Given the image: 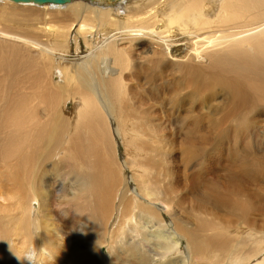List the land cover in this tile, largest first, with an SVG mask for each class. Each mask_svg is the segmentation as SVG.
Masks as SVG:
<instances>
[{
	"label": "bare ground",
	"instance_id": "bare-ground-1",
	"mask_svg": "<svg viewBox=\"0 0 264 264\" xmlns=\"http://www.w3.org/2000/svg\"><path fill=\"white\" fill-rule=\"evenodd\" d=\"M0 6L22 13L25 23L17 34L7 24L0 28L4 264H75L62 260L70 257L63 250L99 242L87 233L107 234L111 218L115 243H129L142 259L135 262L180 264L168 258L183 240L191 253L198 241L228 251L222 264H264V236L250 228L251 216L264 220V0H0ZM14 16L0 11L3 22ZM173 124L190 135L186 143L196 156L235 138L223 174L234 200L214 190L195 203L213 215L230 208L231 219L197 218L195 232L178 229L183 220L170 212L166 161L172 144L163 134ZM241 137L248 143L243 150ZM118 138L127 149L120 161ZM245 183L257 191L244 190ZM20 254L27 255L18 260Z\"/></svg>",
	"mask_w": 264,
	"mask_h": 264
},
{
	"label": "rangeland",
	"instance_id": "rangeland-1",
	"mask_svg": "<svg viewBox=\"0 0 264 264\" xmlns=\"http://www.w3.org/2000/svg\"><path fill=\"white\" fill-rule=\"evenodd\" d=\"M1 5H3V4H1ZM4 8L7 10L5 11ZM0 11L2 13L3 12L15 13V16H14L15 19L13 18L12 21L10 19H6V20H4V22L0 20L1 21L0 22L1 23L0 24L1 29H4V28L6 29V27H7V29L9 31L11 30L14 34H17L19 31L24 29L23 26H25L24 25L25 23L21 18L22 13H20L17 10L11 9V7H3V6H0ZM3 24H5V25L7 24L6 27ZM16 24H17V26H16ZM81 48H83L82 44H81ZM182 50H183V47H181L180 49H177L176 51L179 52ZM67 56H68L67 61H73L76 59V55L72 51H70V53ZM183 100H185L187 103L186 99H183ZM183 115L187 116V114L185 115L184 111H183ZM163 120H165V118H163ZM231 123L232 122H230L228 124V127ZM172 126L174 127V130H172V132H170L171 130L170 131L167 130V132H164L163 134L168 135V141L170 140L169 143H170V145L172 144L171 148H169V143L167 145V147L171 150V153L166 158V161L168 162L167 167H169V170L171 171L170 186H171V189L174 190V193L173 192L171 193V199H173V201H171L169 199V201H171L170 202V212H171V215L173 214L175 216V219L180 218L181 220H183V223H178V229H180V231H182V232H185V231H187L188 233H189V231L195 232L196 228H197L195 225L197 218H207V219L209 218V219H212V220L217 221V222H218V220H229V219H231L232 214H229L230 208H227L226 211L225 210L220 211L219 213L213 215L210 212L207 213V211H206L207 209H198L195 206V203H196V201L199 200L200 196L204 197L207 194H210L211 191H214V190H218L219 193H223V194L225 193L226 196H228V197H230V199L232 198L234 200V198H235L234 191L230 190L231 187H230L229 183L225 182L226 177L223 174H227V171H225L228 168V159L227 158L232 156V154H233V152H232L233 151L232 139L235 140V138L234 137L232 138V136H229L227 138L229 140V142L231 143V144H229V146H231V147L228 146L227 148L221 149L220 145L218 146V144H212L211 143V144H209V146L207 145V146L203 147V148H205V151H202L203 152L202 155L196 156L192 152V151H194L193 150L194 147H191L189 144H187L188 142L186 143V141H188V140H187V138H185V136L188 137L190 135H186L184 130H183V132H182V130H179L178 127L176 126V124H173ZM177 130H179V131H177ZM168 131H169V133H168ZM175 131H177V132H175ZM179 132H182V133H179ZM174 133H175V135H174ZM244 136L245 135L242 134V137H244ZM195 137H198V135H195ZM242 137L238 139V142L241 141V145H240L241 147L240 148L243 150L244 149L243 145L246 143L244 141H247V140H245ZM247 144H245V145H247ZM259 145H260V147H262L261 146L262 143H259L257 141L258 148H259ZM115 147H116L115 155H116V157H118V160L120 161L121 158L125 157V153L127 151L126 147L123 144V140L118 138V140H116L114 142V148ZM195 148H197V147H195ZM200 149L199 148L195 149V152L198 153V150H200ZM218 151H219V153H218ZM228 152H229V154L231 152L232 153L229 155ZM127 153H130V152H127ZM156 162L161 164L160 158H157ZM225 167H227V168H225ZM127 174H128L127 170H122L123 176H127ZM198 185H199V187H197ZM243 186H245V187H243L244 190H249V189L251 190L252 189L254 192L257 191V188L255 186H252L251 183H245V184H243ZM235 189H237V188H235ZM261 192H263V191H261ZM51 202H52L51 203L52 209L55 212L60 211L61 207H58L56 205L55 200L53 199V200H51ZM252 215H255V213ZM251 217H253V218L250 220V222H251L250 224L254 223V227L250 226V228H253L252 230L254 232V235L256 234V236H261V235L264 236V227H263L264 226V223H263L264 220H263L262 216L260 217L259 215H257V217L256 216H251ZM168 218L169 217H167V220H168ZM112 219L113 218H111V220ZM175 219L173 220V222L175 221ZM111 220L107 219V223L105 224V226L107 227V234L103 233L104 229H102V228L97 229V230L94 229L93 232L87 233L88 236L94 235V238H96L95 235H97L100 239L99 242H96L93 244L91 241L88 240V242L81 241L78 245L74 244L73 245L74 247L69 246V247H67V249H64L63 251L65 253H68L70 257H68L66 259H62V260H65L64 262L71 261V260H73V262H74V260H75V264H124V262H127V264H164V262L166 260H163V259L157 260L155 258L154 259H148L147 261H144V262H140V261L135 262V260H142V259L137 256L136 251L130 246L129 243H126L124 241V239H121L120 241H117L115 243L116 236L118 235L119 232H118V227H116L117 225H113V223L108 224V222H110V223L112 222ZM43 221H44V219H43ZM140 222L143 223L144 219H142ZM53 223L55 224L56 227H58V226L60 227L61 223L56 222V221H54ZM162 224L163 223H158V226H161ZM91 227H93V226H91ZM49 229H51V228L49 227ZM100 231H102V232H100ZM206 233L207 232L203 233V235ZM257 233H258V235H257ZM44 234L47 235L48 232H45ZM137 234L140 236L141 232H138ZM110 235H112L111 239H110ZM144 236H148V235H144ZM105 237H106V239H105ZM30 241L31 240H29L27 242H30ZM101 241H102V245H100V247L102 246V250H101V252H99L98 248H100V247L98 244L101 243ZM106 241H109V242H106ZM196 241H198V240H196ZM198 242H199V244H201V246L198 247L197 244H194L193 245L194 248L192 247L193 248L192 250L194 252L192 251V253H191L189 251L188 247L186 246L185 242L182 240L183 245L180 248V251L179 250L173 251V253L170 255V257L168 259L169 260H178L180 262V264H222L224 259H226L225 256L227 255L228 251L225 252V254H221L218 251L211 250L213 248L208 249L207 247H205L202 244L205 241H201V242L198 241ZM193 243L194 242H192V244ZM97 245H98V248L96 247ZM20 246L24 247L25 245H20V244L15 243L16 248H19ZM143 247L149 253H151L150 251H151L152 247L150 245H143ZM169 247H170V244H169ZM198 249H200V250H198ZM206 249H208V250H206ZM81 250H83V251H81ZM70 252H72V253H70ZM86 252L88 253V255ZM95 252H97V253H95ZM1 254L2 253L0 251V255ZM89 255L95 256V258L94 257L91 258ZM196 255H198V256H196ZM220 257H221V259H220ZM1 258L2 257L0 256V264H2V263L4 264L5 260L2 259V261H1ZM52 260H48L46 263L52 264L51 263ZM94 260H96V261H94ZM143 260H146V259H143ZM149 260H151V261H149ZM117 262H119V263H117Z\"/></svg>",
	"mask_w": 264,
	"mask_h": 264
},
{
	"label": "water",
	"instance_id": "water-1",
	"mask_svg": "<svg viewBox=\"0 0 264 264\" xmlns=\"http://www.w3.org/2000/svg\"><path fill=\"white\" fill-rule=\"evenodd\" d=\"M13 3H32L36 5L54 4L63 5L68 2V0H9ZM109 2H114L115 0H108Z\"/></svg>",
	"mask_w": 264,
	"mask_h": 264
},
{
	"label": "clouds",
	"instance_id": "clouds-1",
	"mask_svg": "<svg viewBox=\"0 0 264 264\" xmlns=\"http://www.w3.org/2000/svg\"><path fill=\"white\" fill-rule=\"evenodd\" d=\"M25 255H27V254H20V255H17L16 258H17L18 260H20L21 257H22V256H25Z\"/></svg>",
	"mask_w": 264,
	"mask_h": 264
}]
</instances>
